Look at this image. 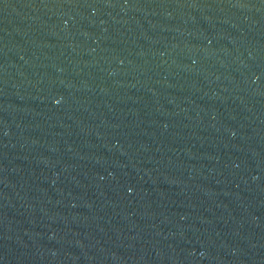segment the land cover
Returning <instances> with one entry per match:
<instances>
[{"label": "water", "instance_id": "obj_1", "mask_svg": "<svg viewBox=\"0 0 264 264\" xmlns=\"http://www.w3.org/2000/svg\"><path fill=\"white\" fill-rule=\"evenodd\" d=\"M0 264H264V0H0Z\"/></svg>", "mask_w": 264, "mask_h": 264}]
</instances>
